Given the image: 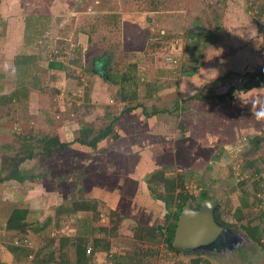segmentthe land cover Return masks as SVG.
I'll return each mask as SVG.
<instances>
[{"label": "rangeland", "instance_id": "1", "mask_svg": "<svg viewBox=\"0 0 264 264\" xmlns=\"http://www.w3.org/2000/svg\"><path fill=\"white\" fill-rule=\"evenodd\" d=\"M250 1L0 0V74L3 75L0 77L3 87L0 94L7 93L13 86L15 56L32 50L25 38V32L27 29L30 31V28L23 27L22 23V18L26 16L29 21L32 17V23L38 27L45 25L43 34L46 35V41L43 39L41 42H46L47 49H52V54L56 53L59 58L61 56L65 63L61 73L44 72L42 64L36 68L40 77L45 75L43 84L48 85L51 91L34 89L29 96L26 112H21V109L17 111L19 105L16 103L4 107L0 105V167L4 155H13L21 146L20 136L29 132L36 135L57 134L66 141L76 135L82 124H92L93 133H96L120 114V122L114 130L122 134L117 139H111V136L104 138L93 157L89 156L93 151H87L77 143L49 159L35 154L20 165L22 170L33 174L35 178L27 180L25 184L12 180L0 181V264H10L12 260L2 236L16 243L25 242L22 235L5 230V222L14 207H27L28 221L32 224L37 221L40 225L47 216L54 215L57 205H70L75 199H91L98 203L102 212L101 220L106 218L107 221V217L111 219L109 208L103 207L101 200L95 198L101 192L92 198L91 195L94 187L110 188L109 184L116 183L117 178L108 180L106 172L99 174L96 166L101 164L104 169L108 168V162H114V167L121 160L119 164L131 167L135 161L134 155L150 145V141L145 142L147 135L144 130L153 123V129L156 125V129L164 134H161L162 140L166 137L169 139L178 124L181 126L178 132L183 135L182 125L185 123L195 128L194 136L198 137L193 144L180 142V153H188V165L183 164L186 161L184 156L176 157L179 153L171 157L168 149L162 152L155 149V155L159 152L166 156L153 164V171L161 169L166 175H175L191 168L193 171L185 178L186 189L195 195L203 189L210 191L211 196L218 201L222 219L234 222L232 209L239 205L242 193L237 189L238 186L230 191L227 183L230 179L247 182L262 180V177L244 171L243 166L246 160L256 161V164L263 166L264 137L253 147L249 140L255 135L264 136V122L261 116H252L250 123L257 128L249 124V128L240 130L239 124L244 117L241 114L240 118H234L235 112L229 118L226 117L224 114H229V111L225 113L221 110L226 108V101L211 97L200 102L191 97L197 91L208 90L210 94H220L230 86H240L250 72L264 65V15L259 18L255 16L257 5L251 8ZM256 1L264 3V0ZM216 25L221 27V31L215 30L219 33L218 40L207 42L192 53L187 52L191 43V39L186 36L187 30L199 28L213 31ZM32 47L36 48V45ZM60 50L63 51L61 54L58 53ZM98 58H104L101 64L106 73H119L118 83H109L97 70L92 73L98 67V64L92 63H97ZM53 75L55 78L51 77ZM136 88H140L141 96L129 103L139 101L144 108L140 106L121 114L129 105L125 98L129 96V90ZM43 92L52 95L44 96ZM240 94L241 91H236L235 96ZM37 109L42 111L37 113ZM144 112L154 113L153 116H146ZM212 123L221 129L225 127L222 134L226 139H231V143L223 144L224 141L214 140L218 135L210 127ZM211 138L215 141H212L215 150L208 158L207 143ZM166 146L162 144V147ZM198 152L203 155H198ZM110 157L122 158L115 162L110 161ZM197 158L199 169L194 168L192 162ZM204 158L208 162H204ZM82 164L85 165L84 170ZM3 175L4 172L0 174ZM134 179L127 177V191L136 189L134 191L140 204L135 208L127 204V213H130L129 208H133L134 217L127 215L126 220L122 217L120 226L114 227V234L107 235L111 253L134 251L140 264H194L192 259L196 257H200L198 264H264V247L250 240L238 226L233 229L240 239L245 238V254L238 248L227 252L204 250L176 253L169 250L164 242H137L132 231L136 224L130 222L131 219L136 221L140 218L148 222L147 219L152 217L149 224L156 225L164 219L165 209L161 201L152 198L148 184L143 190ZM152 187L162 191L154 183ZM253 193L246 196L249 201H256L250 209L256 213L264 208V205H259L260 201H264V188L256 196ZM128 194L131 197L132 194ZM86 216L89 213L82 211L71 218L61 215L59 226L51 223L37 233L31 230L37 227L34 224L28 228L26 243L37 249L51 237L72 234L77 227L74 224V221H78L76 217L82 219ZM111 224L112 221L109 226ZM147 247L153 253L140 260V255ZM29 260L26 264H31Z\"/></svg>", "mask_w": 264, "mask_h": 264}, {"label": "trees", "instance_id": "2", "mask_svg": "<svg viewBox=\"0 0 264 264\" xmlns=\"http://www.w3.org/2000/svg\"><path fill=\"white\" fill-rule=\"evenodd\" d=\"M154 2V1H153ZM254 5H257V12L255 13L258 18L264 15V3H257L256 0L250 1V7L252 8ZM36 28L37 25L32 24ZM220 25H216V29L213 31L207 30H195L189 29L186 32V36L188 39H191V43H189L187 47V52L192 53L193 51L198 50L201 45L205 46L208 43H214L219 38V33L215 32V30L221 31ZM29 30V29H27ZM41 33V30L37 31ZM43 32V31H42ZM26 33V32H25ZM60 50L58 53H62ZM50 53V57L57 56L56 53ZM52 57V58H53ZM37 56L36 55H24L18 54L15 56L13 61L14 66L17 70V73L21 72L24 74L28 68L37 64ZM104 61V58H98L96 68L97 71L104 77L106 81L109 83H118L119 73L118 72H109L106 73L104 69L100 67H104L101 63ZM48 68H56L61 71L65 69V63L62 60L51 59L48 62ZM96 70H93L92 73H95ZM236 74V73H234ZM2 74H0V77ZM48 86V85H47ZM141 87V85H140ZM264 87V65L261 66L254 72H250L249 77L242 81L240 86H230L224 93L220 94H210L207 91H197L195 92L191 99L199 100L200 102L206 101L211 97L216 98L219 101H226V108L229 109V114H224L229 118L231 112L232 102L236 95V91L245 92L246 90H250L253 88ZM25 85L22 86L21 89H26ZM129 90V89H128ZM140 88L130 89L129 96L125 97L128 103L137 97H140ZM24 99V97L19 94L17 89L11 90L7 94H0V105H9L13 101ZM125 98H122L125 100ZM143 107L142 104L137 101L134 104L127 105L121 114L125 111H133L138 107ZM225 108V107H224ZM227 111H225L226 113ZM145 113V112H144ZM154 113V112H152ZM152 113H145L146 116L152 115ZM153 116V115H152ZM119 116L114 117L110 123L106 126L99 128L96 133L94 132L92 124H82L78 128V132L71 140H62L57 134H42L36 135L33 132H29L26 135L20 136L22 140L21 146L18 150H15L13 155H4L0 167V174L4 172L3 176H0V181L2 180H14L20 184H25V182L29 179L35 178L33 174L28 173L25 170H22L20 165L30 158H32L35 154H41L46 158H52L56 155H59L65 152L68 148L75 143L78 145L85 147L87 151H93L90 157L94 156V152L98 149L100 142L103 141L104 138L111 136V139H117L122 136L121 132L114 130L117 126ZM146 120V119H145ZM116 124V125H115ZM121 127V125H120ZM263 135H255L251 137L249 142L250 146H255L260 141L263 140ZM83 149V148H82ZM90 159V158H89ZM198 158L197 160H192L193 167L198 168ZM200 161V160H199ZM206 158H204V162H206ZM208 162V161H207ZM190 163L189 159L183 162L184 165H188ZM84 164V163H83ZM81 166L83 169L85 165ZM263 166H259L256 164V161L246 160L243 170H247L251 173L252 176H255L256 173L260 172L264 167V162H262ZM198 166V167H197ZM192 167V169H193ZM199 169V168H198ZM84 170V169H83ZM193 170L184 172L180 171L175 175H166L164 170L158 169L150 173L147 177L148 188L151 191L152 198L161 201L162 206L165 209L164 219L159 221L156 225H151L148 222L143 223L145 221H135L136 224L133 227V237L137 240V242H152L159 243L164 242L166 247L174 251L176 253L181 252L176 249L174 246V233L176 227V219L177 216L183 207V205L188 200H201L205 198H209L210 195L206 190L200 191L198 197L195 196L194 193L189 192L185 186V178L186 175L191 174ZM229 177H232L230 175ZM156 184L162 191H157L155 187H152V184ZM263 183V185H262ZM228 187H230V191L234 190L237 186V189L242 193L239 197V205L232 209L231 216L234 219V222H226L222 217L217 213V218L221 223L230 229L234 230L233 227H240L243 229L247 237L264 247V208L259 209L256 213H253L250 209L256 201L248 200V193L254 192L253 194L256 196V193L263 187L264 188V178L262 180H255L247 182L246 180H229L227 183ZM231 208V207H230ZM88 212L89 216H86L84 222V231L80 234L71 235H60L47 239L44 245L35 249L33 246L27 245V231L28 228H32L34 224L37 227L32 228L33 232L37 233L45 229L49 224L53 223L54 226H59L62 218L61 215H64L65 218H71L72 215H75L77 212ZM28 213L29 209L27 207H14L5 222V230L11 232L12 234H20L24 238L25 242L16 243L13 239L6 240L4 236H2V241L5 244L6 250L8 253L12 255V261L10 264H26L29 261L31 264H140L137 262L138 259L135 257V252L128 251L126 253H111L109 247V240L107 235L114 234V227L121 224L122 217L120 212L117 210H111L108 212V215H111L109 222L105 223L101 220V214L98 207V203L95 200L89 199H80L73 200L70 205L68 204H59L54 209V215L47 216L40 225L39 223H31L28 221ZM139 219V218H138ZM141 220V219H140ZM110 221H112L111 226ZM235 231V230H234ZM13 238V237H12ZM89 249V252H87ZM99 251H106L107 256L106 260L102 263H98L95 260V253ZM73 256L71 257V253ZM153 252L150 247H147L142 255H140V260L146 257L148 254L151 255ZM138 258V257H137ZM139 260V261H140ZM194 264H198L200 262V257H196L192 259Z\"/></svg>", "mask_w": 264, "mask_h": 264}, {"label": "crops", "instance_id": "3", "mask_svg": "<svg viewBox=\"0 0 264 264\" xmlns=\"http://www.w3.org/2000/svg\"><path fill=\"white\" fill-rule=\"evenodd\" d=\"M41 17H43V16H41ZM44 18H45V16H44ZM32 20L33 19L31 17L30 21H29L28 16H26L25 18H22V23L24 25L23 27H26V28L29 27L30 28V31L27 30V32L25 33L26 34L25 38L27 39V41H28L27 43L32 48V50L31 51L29 50L27 52H21V53H19V55L20 54H24V55L26 54V55H32V56L36 55L37 56V60H36L37 64L31 66L30 69L28 68V70L24 74L22 72L20 74H18L17 70L15 69V79L13 78V81H14L13 86L7 91V93H9L11 90L17 89L19 94H21L24 97V99L21 98V100L13 101L10 104V105H13L14 103L18 104L19 107L17 108V111L19 109H21V112H26V108L28 107L27 103L29 101L28 100L29 96L31 95V93L34 89L35 90L40 89L42 91H44V89L45 90L48 89V87L45 86V84H43V79H45V75L43 74V77L42 76L40 77L38 72H36V68H38V66L40 64H42L43 67L45 68V69L43 68L44 72L48 71L50 74L51 73L53 74L55 72L61 73L60 69L48 68V62L50 61V58L54 59V60L57 59L60 61V60H62V57L60 56V58H59V55L55 56V58L53 56H52L53 58L50 57L49 52H52V49H49V48L47 49V45H45L46 42H44V44L41 42V40H43V39H45V41H46V38H45L46 35L43 34L45 31V29H44L45 25H43L42 28L37 26L38 27L37 31L41 29L42 34H40L36 31V28L31 27V26H33L32 24H34V23H32L33 22ZM33 45H36V48H33L32 47ZM37 47H38V49H37ZM14 68H15V66H14ZM59 70H60V72H58ZM51 77L55 78V75H53ZM50 83L54 84L52 81H50ZM23 85H25L28 88H26L24 90L21 89ZM2 89H3V87H2V85H0V90H2ZM49 89H50V87H49ZM49 91H51V89ZM52 91H54V88H52ZM7 93L4 92L3 94H7ZM43 94H44V96H48V93L43 92ZM51 95H52V93H51ZM51 95H49V96L51 97ZM240 95L241 96H235L234 100L232 102L231 112L236 113L235 117L234 116L233 117L234 118H240L241 114L243 115L244 120L242 122H240V124H239L240 130L245 129V128H249V124L251 126H253L252 128L256 129L257 126H255L254 124L252 125L250 123V119L252 118V116H254V118L258 117L257 113H264V87H258V88L246 90L245 92H242V94H240ZM4 106L5 105H3V107ZM37 108H39V107H37ZM221 110L224 112L229 111V109H227V108H222ZM40 111H42V109H37V113H40ZM252 111H253V113H252ZM259 116L262 117L261 120H262V122H264V115H259ZM150 118H152V116ZM49 124L50 123H48V125ZM154 124L155 123H153V125L150 128H149L150 124H148L149 125L148 128L145 127L144 133L147 135V136H145V142L150 141L148 143L150 145H147V147H145V149H143L141 152L137 153V155H134L135 161L131 167H130V165L128 167L125 166V167H127V169H125L124 166L119 164L121 162V160L119 162L117 161L118 162L117 164H119L120 166L116 164L113 167L114 162H108V164H107L108 168H104V169L100 163H99L100 165L96 166L97 171L98 172L100 171L99 174L106 172V176L108 177V180H110L112 177H116L117 181H116V183H113V184L110 183L109 184L110 188L107 187L106 188L107 190L104 189L102 186H98L97 188L94 187L95 189L93 188V190H92L91 198H92V196L97 195V193L101 192L95 198L100 199L101 200L100 203H102L101 205L103 207L109 208L108 211H111V210L119 211L121 217H124L125 220L127 219V215H130L131 218L134 217L133 208L138 207L137 205L140 204L139 203L140 199H138L136 197L137 196L135 193L136 189H134L135 191L133 190V192L127 191V177L128 178L134 177L135 178L134 180L137 182V186H139V188H143V190H145L146 186H147V177H148L147 174L149 173L148 175H150V172H152L154 170L153 164L154 163L156 164L158 159L159 160L164 159L166 156V154L164 155V153H159V152H156V155H155V153H153V151H155V149L157 151L160 149L162 152L166 148L170 151L168 155H171V157L179 153L178 155H176V157L184 156L185 160H186V159H188V156H187L188 153H180V149H179L180 148L179 147L180 142L182 144L185 143V145H188L190 143L193 144L192 142L197 141L196 138H198V137L194 136L196 134L195 128L193 126H190L187 123H185L182 125L183 126L182 127L183 128V131H182L183 135L178 132V131H180V127H181L178 124V126H175V128L173 127L176 131L174 133L173 132L171 133L170 138L167 139V137H166V138H164L165 140H162V139H160L162 133L158 129H156L158 127L156 125H155V129H153ZM224 126H226V125H223V127ZM210 127L214 128L217 135H218L216 137V139H214V140H216V142L221 140L219 142L224 141L223 144L225 142L231 143L230 142L231 139L230 140L226 139V137H224L222 134V131H224L225 127L223 129H221V128H219V126H217L213 123L210 125ZM162 129H163V127H161L160 130H162ZM151 130H153V131H151ZM205 132L207 133V131H205ZM44 133H48V132L44 131ZM156 135H157V137H156ZM190 135H191V138H190ZM203 135L205 136V133H203ZM162 136H164V134H162ZM154 138H155V140H154ZM214 140H213V138H211L208 140L209 142L207 141L208 142L207 143V145H208V149H207L208 158H209L210 153L215 150V148H213L214 143H212V141H214ZM186 143H188V144H186ZM153 144L155 145V147L153 146ZM162 144L167 145V146L162 147ZM198 144L199 143L197 142V145ZM216 152H217V148H216ZM214 154H216V153H214ZM198 155H203V154L198 152ZM123 157H125V155H123ZM121 158L120 157L119 158L110 157L109 160L115 161V160L121 159ZM12 181H14V180H12ZM105 193H107V194H105ZM128 193L132 194L131 197L129 196ZM102 194H105V195H102ZM98 197H100V198H98ZM101 197L107 198V200L101 199ZM105 201H107L108 203H105ZM127 204H130V206L133 205V208H129V210H130L129 214L127 213ZM147 206H149V205H147ZM83 218H85V217H83ZM83 218L79 219L78 217H76V220H78V221H74L75 222L74 224L77 225L76 230H74L73 231L74 233H72V234H69V233H65V234L71 235V236H74L77 232L79 234V231H81L85 228L84 222H83L85 219H83ZM102 219L105 223L109 222V217H107V221L105 220L106 218H102ZM151 219H152V217H149L147 219L148 223H150ZM131 220L132 221H130V222L135 223V219H131ZM138 221H142V220H140V218H139ZM70 230H72V229H70ZM105 252L106 251H99V252L95 253V260L98 263H102L105 261V258L107 256V253H106V256L104 255Z\"/></svg>", "mask_w": 264, "mask_h": 264}, {"label": "water", "instance_id": "4", "mask_svg": "<svg viewBox=\"0 0 264 264\" xmlns=\"http://www.w3.org/2000/svg\"><path fill=\"white\" fill-rule=\"evenodd\" d=\"M218 208L219 204L214 199H205L195 208L186 203L176 222L175 248L188 252L211 251L231 240L236 232L217 220L215 212Z\"/></svg>", "mask_w": 264, "mask_h": 264}, {"label": "flooded vegetation", "instance_id": "5", "mask_svg": "<svg viewBox=\"0 0 264 264\" xmlns=\"http://www.w3.org/2000/svg\"><path fill=\"white\" fill-rule=\"evenodd\" d=\"M92 64H97V63H95V61L92 63ZM100 68H102V67H100ZM93 70H96V68H94ZM98 70V69H97ZM239 179V178H238ZM190 192V191H189ZM192 193V192H191ZM200 193V192H199ZM207 193L210 195V197L209 198H205V199H214V200H216L214 197H212L211 196V193H210V191H208L207 190ZM199 195V194H198ZM198 195H195L196 197H198ZM205 199H201V200H188L186 203H190V205L192 206V207H198L199 206V203L201 202V201H203V200H205ZM217 201V200H216ZM218 202V201H217ZM185 203V204H186ZM184 204V205H185ZM183 205V206H184ZM183 208V207H182ZM181 208V209H182ZM181 211V210H180ZM180 213V212H179ZM217 213L219 214V216L221 217V214H222V211L218 208L217 210H216V212H215V215H216V218H217ZM179 215V214H178ZM177 219H178V216H177ZM177 219H176V221L175 222H177ZM217 220L219 221V219L217 218ZM219 222H221V221H219ZM176 228V227H175ZM234 231V230H233ZM245 244H246V242H245V238L244 239H240V237H238L237 235H235V236H233L232 238H231V240L229 239L227 242H226V244H221L220 246H219V249L218 250H216V249H213V250H211V251H220V252H227V251H231V250H234L235 248L237 249H239V251L242 253V251H243V249H244V246H245ZM181 251V250H180ZM182 252V251H181ZM183 252H185V251H183ZM243 253L245 254V252L243 251Z\"/></svg>", "mask_w": 264, "mask_h": 264}, {"label": "built area", "instance_id": "6", "mask_svg": "<svg viewBox=\"0 0 264 264\" xmlns=\"http://www.w3.org/2000/svg\"><path fill=\"white\" fill-rule=\"evenodd\" d=\"M257 176H260V177H263L264 178V167L261 169L260 172L256 173ZM255 175V176H256ZM261 207H263L262 205H264V201H260V204H259ZM87 252H89V249H87Z\"/></svg>", "mask_w": 264, "mask_h": 264}, {"label": "clouds", "instance_id": "7", "mask_svg": "<svg viewBox=\"0 0 264 264\" xmlns=\"http://www.w3.org/2000/svg\"><path fill=\"white\" fill-rule=\"evenodd\" d=\"M257 115L259 116V115H264V113H257Z\"/></svg>", "mask_w": 264, "mask_h": 264}]
</instances>
